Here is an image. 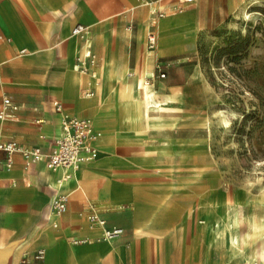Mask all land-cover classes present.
Masks as SVG:
<instances>
[{
    "label": "crops",
    "instance_id": "0c3cea01",
    "mask_svg": "<svg viewBox=\"0 0 264 264\" xmlns=\"http://www.w3.org/2000/svg\"><path fill=\"white\" fill-rule=\"evenodd\" d=\"M152 1L0 0V27L6 35V40L0 41V105L5 96L19 104L18 119H0V137H16L27 147L39 146L43 152H50L52 139L60 130L62 116L55 109V101L59 100L70 113L94 119L103 131L101 155L105 140L101 126L115 137L119 124L115 113L100 112V126L84 105L97 93L95 85L84 84L83 77L89 73L74 68L80 78L71 80L66 75L72 73L69 64L74 65L85 49L84 40L72 33L73 27L79 22L91 27L93 50L97 56L91 72L97 65L103 67L109 57L111 68L118 64L115 73L121 78L122 73L131 74L143 69L147 73H156L157 58L183 61L193 46L194 30L214 26L234 7V0H198L183 5L181 16L160 21L164 15L159 12L171 10L177 2L163 6V0ZM202 14L206 16L205 20L201 19ZM159 24L167 36L162 42L157 39L156 47L150 50L147 32L151 29L157 32ZM169 33L175 36L171 37ZM23 47L31 53L20 54ZM48 56L53 61L66 62L68 69L61 72L65 74L47 79L44 62ZM165 71L170 73L166 66ZM166 86L176 88L180 83L171 82ZM89 89H94V95L85 96ZM152 128L159 130L161 127ZM117 143L120 142L112 139L103 146L115 158L106 159L105 163L114 168L112 178L93 165L86 166L96 159L81 164L77 175L70 169L72 176L66 180L60 179L69 169L53 170L40 161L27 164L20 152L14 154L10 167H0V254L10 249L9 264H20L25 252L39 247L46 248V264L164 263L162 251H155L153 246H148L145 251L141 245L134 228V208L128 204L113 206L111 202L110 180L123 181L127 188L134 184L119 178L118 173L130 166L144 164L138 159L151 149L129 147V143H124L127 144V156L124 157L112 150ZM86 187L89 194H86ZM140 190L154 199L155 194L149 188L143 186ZM58 191L69 193L67 209L61 214L51 210L52 198ZM93 210L106 219L107 227L121 226L124 233L112 240L99 239L102 226L92 227L88 219ZM84 238L89 240L76 242Z\"/></svg>",
    "mask_w": 264,
    "mask_h": 264
},
{
    "label": "rangeland",
    "instance_id": "374dc122",
    "mask_svg": "<svg viewBox=\"0 0 264 264\" xmlns=\"http://www.w3.org/2000/svg\"><path fill=\"white\" fill-rule=\"evenodd\" d=\"M166 3L176 4L162 1L163 6ZM163 15L160 21L181 13L176 6L164 9ZM158 28L151 30L162 42L167 34L161 24ZM194 32L187 58L163 59L170 70L163 78L147 75L151 83L157 80L153 85L159 92L175 96L181 109L153 120L141 140L128 144L151 150L139 157L144 164L119 171V178L134 184L127 188L120 181L125 188L111 190V202L134 208L138 239L145 251L148 246L162 251V264H245L240 248L227 240L232 230L247 228L250 211L264 203V0H234L233 9L217 24ZM44 65L48 80L68 69L65 61H53L51 56ZM72 66V73L79 76ZM100 69L97 65L94 70ZM118 74L112 78L118 87L124 75L133 76ZM171 82L180 86L167 87ZM98 94L97 88L93 101ZM112 113L119 128L110 140L120 142L112 150L126 157L123 118L117 106ZM92 115L100 125V117ZM101 127L104 146L108 130ZM103 146L99 158L86 166L93 165L111 178L114 168L102 164V159L115 158ZM135 184L149 188L154 199ZM241 211L242 223L237 221ZM206 220L216 222L214 231L206 229Z\"/></svg>",
    "mask_w": 264,
    "mask_h": 264
},
{
    "label": "built area",
    "instance_id": "2783aa9c",
    "mask_svg": "<svg viewBox=\"0 0 264 264\" xmlns=\"http://www.w3.org/2000/svg\"><path fill=\"white\" fill-rule=\"evenodd\" d=\"M178 9L181 10L183 5L194 3L198 0H175ZM152 3V0H146ZM157 10H154V12ZM160 15L164 12L160 11ZM72 33L80 36L85 42V49L82 56H77L74 68L82 73H90L93 66L97 63V56L93 50V42L91 38V27L85 23H77ZM6 40V35L0 27V41ZM157 44V36L155 31L150 30L148 34V47L153 50ZM28 52L26 47L20 49V54ZM165 61L157 58L155 69L158 77H165ZM94 89L85 92V96L94 95ZM55 109L61 113V123L59 132L52 139V149L45 153L39 146L27 147L23 145L16 137H0V167H10L14 161L16 152L22 153L27 164L35 162H44V165L50 169L57 170L59 168L75 169L81 163L94 159L98 154V138L100 133L94 127L92 118L88 116H80L72 114L65 109L62 101H55ZM19 104L11 97L5 96L0 105V119H18ZM3 153V155H2ZM72 176L69 170L60 180H66ZM69 193L58 191L55 193L51 201V210L55 214H61L67 209ZM88 219L92 227L100 225L103 228L99 239L112 240L124 233L121 226H106V219L96 210L88 214ZM84 238L78 241H87ZM47 251L45 247H39L33 251L25 252L20 260V264H46ZM247 264V263H245Z\"/></svg>",
    "mask_w": 264,
    "mask_h": 264
},
{
    "label": "bare ground",
    "instance_id": "6f19581e",
    "mask_svg": "<svg viewBox=\"0 0 264 264\" xmlns=\"http://www.w3.org/2000/svg\"><path fill=\"white\" fill-rule=\"evenodd\" d=\"M83 51L84 48L78 56H82ZM110 64V59H108L107 63L102 67V69H100V72L94 70L93 72L83 77V80H85V82H88L90 85H95L98 88L99 93L96 100L93 101V96V99L91 101H86L84 105H86V108H88L92 112V114H95L100 118V112L111 113L113 112V108L117 106L123 118V130L124 136L127 138V143L133 142L138 137H141L142 134H144V132L148 129L147 127L149 126V124L153 122V120L165 115H175L180 111L181 107L175 96L159 92L158 89H156L153 85L154 82L151 83L146 79L147 75L149 74L147 73L146 69L137 71L134 74L131 73L133 75L132 77L130 76L131 78L124 75L121 78V83L118 87L115 83L112 82V78L118 74L115 73L118 68V64L115 63V66H113L112 68ZM72 67L74 70V65ZM66 75L71 80L80 78V76H77L74 73H67ZM101 79H103L102 83L100 82ZM92 120L94 127L100 133V136L98 138V154L94 159L85 161L83 163L93 161L100 156V142L103 138V131L97 127L93 118ZM110 139L111 136L108 133L106 142L110 141ZM106 159H109V156H106L104 159H102V163L104 165L106 163ZM77 168L74 169L75 175H77V172L80 170ZM114 174L115 171L113 175ZM110 181H112L111 190L125 188V185L120 183L119 180L112 179ZM49 213L50 210L47 209V215H49ZM243 220L244 214L243 211H241L237 221L242 223ZM204 222V226L207 230L214 231L216 229L215 221L206 220ZM138 232H141L143 234V232L145 233L146 230L143 231L139 229ZM227 241L230 244H235L240 248V252L246 258V263H264V203L259 207L258 210L250 211L247 228H242L241 230H232L228 235ZM246 249L248 250L246 251Z\"/></svg>",
    "mask_w": 264,
    "mask_h": 264
},
{
    "label": "water",
    "instance_id": "95a60500",
    "mask_svg": "<svg viewBox=\"0 0 264 264\" xmlns=\"http://www.w3.org/2000/svg\"><path fill=\"white\" fill-rule=\"evenodd\" d=\"M9 252H10L9 248H7L1 252L0 264H9Z\"/></svg>",
    "mask_w": 264,
    "mask_h": 264
}]
</instances>
